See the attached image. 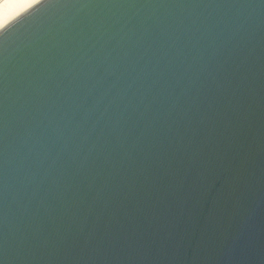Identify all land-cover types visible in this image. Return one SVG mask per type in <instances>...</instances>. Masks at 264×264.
<instances>
[{
	"label": "water",
	"instance_id": "95a60500",
	"mask_svg": "<svg viewBox=\"0 0 264 264\" xmlns=\"http://www.w3.org/2000/svg\"><path fill=\"white\" fill-rule=\"evenodd\" d=\"M0 264H264V0L3 23Z\"/></svg>",
	"mask_w": 264,
	"mask_h": 264
},
{
	"label": "bare ground",
	"instance_id": "6f19581e",
	"mask_svg": "<svg viewBox=\"0 0 264 264\" xmlns=\"http://www.w3.org/2000/svg\"><path fill=\"white\" fill-rule=\"evenodd\" d=\"M36 0H0V26Z\"/></svg>",
	"mask_w": 264,
	"mask_h": 264
}]
</instances>
